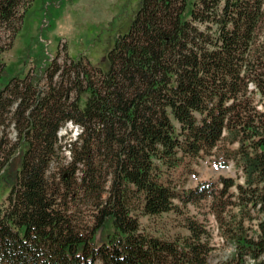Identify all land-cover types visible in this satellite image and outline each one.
<instances>
[{"label": "trees", "instance_id": "16d2710c", "mask_svg": "<svg viewBox=\"0 0 264 264\" xmlns=\"http://www.w3.org/2000/svg\"><path fill=\"white\" fill-rule=\"evenodd\" d=\"M34 1L0 0V85ZM109 52L106 72L70 57L0 88V125L11 113L17 131L0 136V264H209L203 223L187 218L175 240L142 228L176 200L209 203L225 264H264V0H143ZM66 124L77 134L61 165ZM209 155L240 178L165 180Z\"/></svg>", "mask_w": 264, "mask_h": 264}, {"label": "rangeland", "instance_id": "374dc122", "mask_svg": "<svg viewBox=\"0 0 264 264\" xmlns=\"http://www.w3.org/2000/svg\"><path fill=\"white\" fill-rule=\"evenodd\" d=\"M33 4L26 14L21 34L12 49L2 55L8 69L0 88L14 75L31 76L35 66L45 67L52 62L66 70L70 57H85L91 65L106 72L110 68L109 51L114 47L118 36L129 31L143 0H35ZM190 7L189 3L188 12ZM60 75L54 82L61 81ZM40 87L42 90H49L47 76ZM14 109L15 106L11 112ZM7 118L5 124L0 125V136L5 132L12 141H16L17 131L10 122L11 113ZM75 127L66 124L59 130L62 140L61 165H65L69 160L67 144L76 137ZM240 175L233 162L222 165L215 155H209L197 160H187L179 168L167 173L164 178L180 190H189L202 182H217L220 177H233L237 180ZM9 189L6 180H1L0 208L6 202ZM175 203L180 206L176 211L153 217L141 215L142 228L160 238L182 239L189 235L187 218L195 219L206 226L211 236L213 249L209 264H225L233 253V247L222 236L209 203L201 202L187 206L181 205L178 200Z\"/></svg>", "mask_w": 264, "mask_h": 264}]
</instances>
